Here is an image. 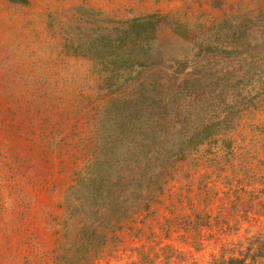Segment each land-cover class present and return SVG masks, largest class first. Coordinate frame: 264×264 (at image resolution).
I'll return each mask as SVG.
<instances>
[{"label": "rangeland", "instance_id": "obj_1", "mask_svg": "<svg viewBox=\"0 0 264 264\" xmlns=\"http://www.w3.org/2000/svg\"><path fill=\"white\" fill-rule=\"evenodd\" d=\"M219 2L31 0L21 7L0 0V264H223L264 239L260 71L246 88L262 96L235 131L223 133L229 149L210 142L174 157L149 211L123 219L100 248L81 244L78 181L88 166L106 161L101 136L116 120H101L100 111L107 106L112 115L130 90L111 95L102 82L106 69L71 51L77 26L85 29L93 18L79 9L116 21L151 12L177 18L178 33L157 31L155 52L158 67L180 68L225 16L250 20L264 5ZM250 264H264V257Z\"/></svg>", "mask_w": 264, "mask_h": 264}, {"label": "trees", "instance_id": "obj_2", "mask_svg": "<svg viewBox=\"0 0 264 264\" xmlns=\"http://www.w3.org/2000/svg\"><path fill=\"white\" fill-rule=\"evenodd\" d=\"M5 1L21 7L31 4ZM256 1L249 0L248 5ZM79 11L93 18L85 29L77 26V40L69 42L71 51L106 69L102 82L111 95L118 87L130 90L119 104L110 100L117 104L112 115L107 106L101 109V120L116 118L111 122L114 128L101 136L106 161L88 166L78 181L83 199L79 207L86 220L80 229L81 244L100 248L109 231L158 201L174 157L210 142L230 148L223 133L235 131L236 121L262 96L246 87L264 72V5L250 20L237 23L235 17L225 16L192 62L180 63V68L158 67L155 52L157 31L166 26L178 33L177 18L151 12L116 21L102 12ZM263 257L264 239L256 238L223 264H250Z\"/></svg>", "mask_w": 264, "mask_h": 264}]
</instances>
